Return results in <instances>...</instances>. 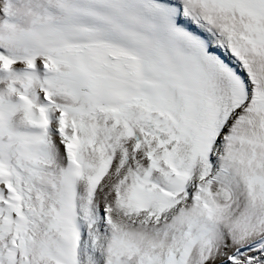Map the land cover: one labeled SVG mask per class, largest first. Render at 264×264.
Wrapping results in <instances>:
<instances>
[{"label":"snow or ice","instance_id":"6c2138e0","mask_svg":"<svg viewBox=\"0 0 264 264\" xmlns=\"http://www.w3.org/2000/svg\"><path fill=\"white\" fill-rule=\"evenodd\" d=\"M0 264H264V0H0Z\"/></svg>","mask_w":264,"mask_h":264}]
</instances>
